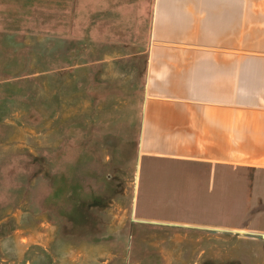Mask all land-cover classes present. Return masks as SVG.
Segmentation results:
<instances>
[{
	"label": "rangeland",
	"instance_id": "obj_1",
	"mask_svg": "<svg viewBox=\"0 0 264 264\" xmlns=\"http://www.w3.org/2000/svg\"><path fill=\"white\" fill-rule=\"evenodd\" d=\"M154 1L0 0V264H264L135 213Z\"/></svg>",
	"mask_w": 264,
	"mask_h": 264
},
{
	"label": "crops",
	"instance_id": "obj_2",
	"mask_svg": "<svg viewBox=\"0 0 264 264\" xmlns=\"http://www.w3.org/2000/svg\"><path fill=\"white\" fill-rule=\"evenodd\" d=\"M145 91L136 215L264 233V0H155Z\"/></svg>",
	"mask_w": 264,
	"mask_h": 264
}]
</instances>
